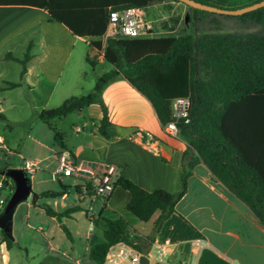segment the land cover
Listing matches in <instances>:
<instances>
[{"label": "trees", "instance_id": "16d2710c", "mask_svg": "<svg viewBox=\"0 0 264 264\" xmlns=\"http://www.w3.org/2000/svg\"><path fill=\"white\" fill-rule=\"evenodd\" d=\"M10 1L45 8L53 19L63 23L72 33L90 38L96 54L87 55L86 60L94 64L102 50L101 38L110 12L128 7L146 8L161 0H0V3ZM195 1L237 9L260 0ZM186 6L191 10L189 31L176 36L108 39L102 57L111 68L97 79L94 91L70 96L59 106L37 114V119L50 127L56 145L62 150L65 148L64 137L52 122L83 107L98 104L102 117L97 131L108 138L110 122L101 92L107 83L123 77L150 101L163 126L170 121L176 123L178 132L187 143L182 157L180 187L175 193L163 189L147 191L122 176L116 178L111 195L124 192L127 201L117 210L110 207L111 195L104 198L97 217L92 221L101 228L104 237L103 242L91 246L90 256L95 264H103L107 251L117 243H125L145 253L150 245L142 243L139 236L130 234L132 225L147 221L158 211L152 227V232H156L174 211L175 204L186 191L188 177L199 162H203L264 226V7L237 16L222 14L242 23L262 24L261 30L213 29L199 33L196 26L199 15L215 13ZM179 21L178 16L163 20L159 29L171 31ZM30 56L28 46L20 60L21 75ZM177 99L188 101L185 116L175 117L173 114L172 104ZM0 118L5 117L0 114ZM5 178V185L11 191L13 182ZM92 185V181L83 180L81 187L86 188V196L93 195ZM62 193L43 191L39 198H56ZM41 208L59 222L62 217L80 210L79 206H74L56 212L46 204ZM60 226L71 239L67 227ZM1 233V242L7 249L16 245L2 230Z\"/></svg>", "mask_w": 264, "mask_h": 264}, {"label": "crops", "instance_id": "0c3cea01", "mask_svg": "<svg viewBox=\"0 0 264 264\" xmlns=\"http://www.w3.org/2000/svg\"><path fill=\"white\" fill-rule=\"evenodd\" d=\"M79 40L90 45V38L75 35L63 23L53 19L45 8L15 1L0 3V114L25 109L39 113L57 107L52 104L59 100L74 96L70 90L77 84V67L70 68L65 79L64 73ZM28 46L31 56L21 75L22 66H12L10 61L21 65L20 60ZM97 60L103 61L102 56L99 55ZM10 83L16 85L10 86ZM101 98L110 122L107 128L109 137L104 138L96 130L102 109L98 104H91L83 107L87 113L83 125L73 124L72 131L77 137L72 141L64 140L62 150L90 168L114 164L116 178L122 176L147 191L177 192L182 157L187 149L185 139L179 136V132L176 135L166 132L150 101L123 77L107 83ZM181 100L185 99L174 100L172 104L174 115L182 107ZM83 108L77 112L82 113ZM89 124L92 127L89 134H85L84 126ZM142 131L150 132L156 140L151 147L144 144ZM34 141L38 147L52 150L44 139L35 137ZM0 151H11L10 138L4 134L0 135ZM59 152L54 154L55 159ZM8 167L13 165L5 164L0 171ZM73 178L77 182L69 186L60 183L58 191L63 193L58 200H63L64 204L52 202L51 208L56 212L74 206L80 208V202L87 198L82 194L83 179ZM71 187L77 197L69 199ZM48 190H41L38 194ZM95 197L100 196L88 197L90 203ZM126 201L124 192L112 194L109 198L110 207L117 210ZM81 213L80 208L62 217L60 222L52 218L67 227L68 222ZM158 214L155 211L147 221H137L130 229V234L139 236L142 243H149L145 254L150 264L151 261L158 262L157 246L165 239L169 244L165 247L164 263L161 264H264V226L203 162L194 166L187 179L186 191L175 204L174 211L156 232H152ZM85 217L93 224L94 217H88L86 212ZM92 245L86 248L89 252ZM44 263L61 264L59 258ZM72 264L95 263L92 259L79 258Z\"/></svg>", "mask_w": 264, "mask_h": 264}, {"label": "rangeland", "instance_id": "374dc122", "mask_svg": "<svg viewBox=\"0 0 264 264\" xmlns=\"http://www.w3.org/2000/svg\"><path fill=\"white\" fill-rule=\"evenodd\" d=\"M143 13L151 22L153 28L151 35H179L191 29L188 23V15L191 10L182 2L175 0H161L154 2L150 6L143 8ZM178 16L180 18L177 26L171 30L159 29V24L163 20ZM200 21L196 26L198 32L221 29L222 31L251 32L262 29V24L242 23L236 18L225 17L222 14H201ZM96 54L95 49L85 41H77L76 46L69 57L65 69V77L69 75L70 68L77 67V84L71 88L74 96L87 95L94 91L97 79L105 72L110 70V65L105 61H98L90 64L86 56ZM101 54V52H100ZM103 60V57H102ZM12 66H21L19 63L10 61ZM63 100H59L53 106H59ZM26 105V104H25ZM24 112V113H23ZM23 112L13 111L3 113L5 118H0V135L4 134L10 138V152L0 153V169L5 164L13 167L23 168L26 161L37 162L36 170L28 174L31 189L35 193L41 190H60L61 186H69L77 182L71 176H62L57 180L51 178V173L57 166V160L53 157L59 150L53 139V132L50 127L37 119L38 112L26 110ZM87 118L85 108L82 113L72 112L64 118L54 120L53 126L61 131L64 140L67 142L77 136L73 133V124L82 126ZM90 124L84 126V133L89 134ZM82 134V132L80 133ZM76 136V137H75ZM44 139L49 148L38 147L34 138ZM1 152V151H0ZM5 176L0 175L3 187L0 188V199L6 200L10 194V188L5 185ZM10 183V182H9ZM77 195L71 187L69 199L76 198ZM80 202L83 213L77 215L73 221L68 222V230L71 239L55 218L47 215L41 208L42 204L53 206V198H38L36 203L22 202L13 214L12 219V238L16 245L7 249L1 242L0 229V264H40L51 258H59L61 264H72L75 259H91L90 252L86 249L89 244L104 241L102 230L99 226L89 223L88 217L96 218L102 205L101 197H95L90 203L89 196ZM59 199V197L55 198ZM0 204V211L2 209ZM57 207V206H56Z\"/></svg>", "mask_w": 264, "mask_h": 264}, {"label": "built area", "instance_id": "2783aa9c", "mask_svg": "<svg viewBox=\"0 0 264 264\" xmlns=\"http://www.w3.org/2000/svg\"><path fill=\"white\" fill-rule=\"evenodd\" d=\"M152 24L143 13V8L128 7L120 11H112L109 14V20L104 35L102 36V56L104 47L108 39L111 38H139L146 37L152 33ZM182 107L177 110L175 117L185 116L188 106L187 100H181ZM164 129L169 134L176 135L178 129L174 121L168 122ZM97 130V127H96ZM147 147L156 141L152 134L147 131H142ZM57 166L51 173V178L57 180L62 176H73L81 178L86 181H92L93 194L102 198H107L113 191L114 182L116 180V166L114 164H104L96 168H90L80 160H76L66 150H61L56 154ZM37 162L26 161L23 169L27 174H32L36 170ZM3 187V182L0 181V188ZM86 188L83 187L82 194H86ZM4 200L0 199V204L3 205ZM53 204H64L63 200H53ZM169 244V240L165 239L157 246V261L161 264L164 263L163 255L165 247ZM140 253L133 246L125 243H117L109 248L106 253L103 264H139ZM150 264V263H149Z\"/></svg>", "mask_w": 264, "mask_h": 264}, {"label": "water", "instance_id": "95a60500", "mask_svg": "<svg viewBox=\"0 0 264 264\" xmlns=\"http://www.w3.org/2000/svg\"><path fill=\"white\" fill-rule=\"evenodd\" d=\"M183 4L188 5L192 9H200L208 12L225 14V15H241L243 13L255 10L257 8L264 7V0H260L250 5L243 6L237 9H224L216 6L197 2L195 0H178ZM179 136L184 137L179 133ZM2 176L8 177L13 182V188L3 203L0 211V229L4 234L12 238V219L16 207L22 202L36 203L39 198V194L35 193L31 189L30 179L27 172L23 168L8 167L5 170L0 171ZM139 264H149V259L145 255H140ZM151 264H160L156 261H151Z\"/></svg>", "mask_w": 264, "mask_h": 264}]
</instances>
